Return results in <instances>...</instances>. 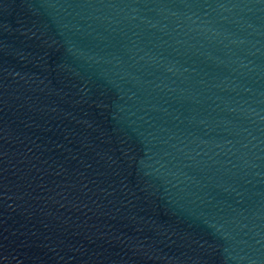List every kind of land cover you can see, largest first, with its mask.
<instances>
[{"label": "water", "instance_id": "1", "mask_svg": "<svg viewBox=\"0 0 264 264\" xmlns=\"http://www.w3.org/2000/svg\"><path fill=\"white\" fill-rule=\"evenodd\" d=\"M0 237L264 264V0H0Z\"/></svg>", "mask_w": 264, "mask_h": 264}]
</instances>
